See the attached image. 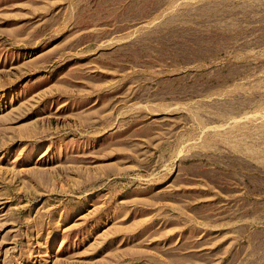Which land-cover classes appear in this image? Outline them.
I'll return each instance as SVG.
<instances>
[{
	"label": "rangeland",
	"instance_id": "rangeland-1",
	"mask_svg": "<svg viewBox=\"0 0 264 264\" xmlns=\"http://www.w3.org/2000/svg\"><path fill=\"white\" fill-rule=\"evenodd\" d=\"M0 264H264V0H0Z\"/></svg>",
	"mask_w": 264,
	"mask_h": 264
}]
</instances>
